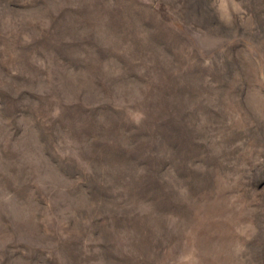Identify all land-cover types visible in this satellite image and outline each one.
Here are the masks:
<instances>
[{
	"label": "rangeland",
	"instance_id": "1",
	"mask_svg": "<svg viewBox=\"0 0 264 264\" xmlns=\"http://www.w3.org/2000/svg\"><path fill=\"white\" fill-rule=\"evenodd\" d=\"M0 264H264V0H0Z\"/></svg>",
	"mask_w": 264,
	"mask_h": 264
}]
</instances>
